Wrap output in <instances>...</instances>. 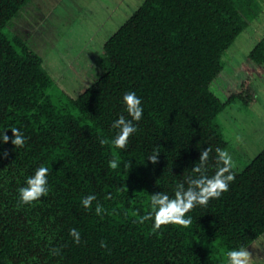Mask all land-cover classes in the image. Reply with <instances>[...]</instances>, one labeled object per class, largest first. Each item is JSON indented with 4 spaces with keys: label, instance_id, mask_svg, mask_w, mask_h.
<instances>
[{
    "label": "trees",
    "instance_id": "16d2710c",
    "mask_svg": "<svg viewBox=\"0 0 264 264\" xmlns=\"http://www.w3.org/2000/svg\"><path fill=\"white\" fill-rule=\"evenodd\" d=\"M28 2L0 0V128L11 137L19 127L27 137L22 147L0 143V264H227L229 249L264 234V147L234 165L221 197L186 213L188 227L153 230L151 220L140 221L153 193L174 195L203 148H212L209 174L216 148L230 153L217 117L236 99L252 101L255 89L248 74L226 96L222 54L264 0H144L104 42L103 73L74 98L54 91L43 57L21 35L4 31ZM248 58L263 78L264 34ZM127 91L142 98L138 130L124 149L101 144L114 135L112 121L127 115ZM157 147L153 164L146 155ZM112 159L121 166L111 168ZM40 166L50 169L49 193L19 203L18 188ZM88 194L97 197L91 209L81 203ZM54 246L60 255L50 253Z\"/></svg>",
    "mask_w": 264,
    "mask_h": 264
},
{
    "label": "rangeland",
    "instance_id": "374dc122",
    "mask_svg": "<svg viewBox=\"0 0 264 264\" xmlns=\"http://www.w3.org/2000/svg\"><path fill=\"white\" fill-rule=\"evenodd\" d=\"M143 1L29 0L4 31L21 35L43 57L54 91L74 98L103 73L104 42ZM263 34L264 9L222 54L221 75L228 78L226 96L248 74L253 76L255 89L252 101L236 99L217 117L230 150H237L234 165L239 168L264 147V77L255 74L257 66L248 58ZM218 78L213 83L215 91L219 89L215 82H221ZM247 248L252 264H264V234Z\"/></svg>",
    "mask_w": 264,
    "mask_h": 264
},
{
    "label": "clouds",
    "instance_id": "9594fccd",
    "mask_svg": "<svg viewBox=\"0 0 264 264\" xmlns=\"http://www.w3.org/2000/svg\"><path fill=\"white\" fill-rule=\"evenodd\" d=\"M121 103L127 115L122 113L112 121L111 127L114 130V135L111 140L107 138L100 140L101 144L111 143L118 149L127 147L129 137L137 132V122L142 119L144 112L142 98L135 91L123 93ZM8 128H0V143L11 140L16 148L22 147L27 139L23 131L19 127H11L12 136L10 137L6 132ZM160 152L158 147L154 148L151 153L146 155L147 160L155 164ZM211 152L210 146L200 151L199 162L193 165L192 174L185 177L183 181L176 183L174 195L160 191L153 193L149 200V210L140 218V221L151 220L153 230H159L161 225L168 223L188 227L192 224L193 218L186 216V213L197 206H207L211 198H219L228 191L230 183L236 178V173L232 171L234 168L233 157L227 150L216 148L215 171L209 174V169L212 167L209 163ZM109 165L115 169L121 166V161L112 159L109 161ZM130 166V161H124L123 167L128 170ZM49 171L47 166H40L35 169L33 174L26 177L25 183L18 188L19 203L31 204L39 200L42 195L46 196L49 193ZM96 199L95 194H88L82 198L81 203L84 208L91 209L93 201ZM103 212V205L97 203L95 213L100 215ZM69 234L74 243L79 244L81 242V233L77 228H71ZM101 246L107 247L104 241H101ZM49 251L52 255L61 254V248L58 246L50 248ZM226 256L227 264H252L251 253L244 246L229 249Z\"/></svg>",
    "mask_w": 264,
    "mask_h": 264
},
{
    "label": "crops",
    "instance_id": "0c3cea01",
    "mask_svg": "<svg viewBox=\"0 0 264 264\" xmlns=\"http://www.w3.org/2000/svg\"><path fill=\"white\" fill-rule=\"evenodd\" d=\"M25 41H26V40H25ZM236 151H237V150H231V151H230V154H231L232 157H233V161H236V160L238 161V158H237V156L235 155Z\"/></svg>",
    "mask_w": 264,
    "mask_h": 264
}]
</instances>
